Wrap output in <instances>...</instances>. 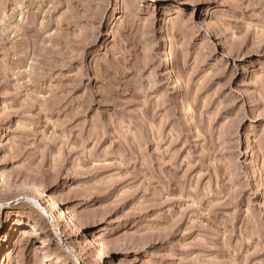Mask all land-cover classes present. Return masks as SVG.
<instances>
[{"label": "rangeland", "instance_id": "1", "mask_svg": "<svg viewBox=\"0 0 264 264\" xmlns=\"http://www.w3.org/2000/svg\"><path fill=\"white\" fill-rule=\"evenodd\" d=\"M0 203V264H264V0H0Z\"/></svg>", "mask_w": 264, "mask_h": 264}, {"label": "bare ground", "instance_id": "2", "mask_svg": "<svg viewBox=\"0 0 264 264\" xmlns=\"http://www.w3.org/2000/svg\"><path fill=\"white\" fill-rule=\"evenodd\" d=\"M168 55V54H167ZM165 62L166 63H169L170 64V62H171V59H170V54L166 57V60H165ZM178 80V79H177ZM177 85V84H176ZM181 100H182V105H183V109L185 110H188L189 108H191L190 106H189V104H188V102L182 97L181 98ZM2 174V173H1ZM2 177H5V176H3V174H2ZM5 178H7V177H5ZM5 180H7V179H5ZM26 182V181H25ZM24 182V184H23V182H21L25 187V189L27 188V190H31V191H34V193L36 192V194H38V195H41V196H43L44 197V192L42 191L43 189H40L37 185H35V184H33L32 182L31 183H28V182H26L25 183ZM21 187H23V186H21ZM45 196H46V194H45ZM46 199V198H45ZM50 200H52V203L54 204V205H57L58 204V200L56 201L53 197H51V199ZM49 200V201H50ZM51 202V201H50ZM0 205H1V203H0ZM55 207V206H54ZM60 208V207H59ZM60 212V211H59ZM62 212V211H61ZM63 213V212H62ZM65 214V213H64ZM72 216V215H71ZM65 217V216H64ZM70 217V216H69ZM68 217V218H69ZM73 217H75V216H73ZM72 217V219L70 220V219H68V218H66L67 219V223H70V225H72L71 227H72V230L70 231V234H74V232L77 234L78 232H80V228H79V226H78V223H77V219H75V218H73ZM61 219V218H60ZM62 220V219H61ZM71 221H73V224L71 223ZM66 222V221H65ZM57 223V222H56ZM61 224H63L62 223V221H58V223H57V225L58 226H61ZM34 230H35V232L33 233V234H37L38 232H39V227L37 226V225H34ZM31 234V233H30ZM96 242H98L99 243V246L98 247H100V248H98V251H97V257H103L104 256V253H105V251H104V249H105V247H104V242L103 241H101V240H99L98 238L96 239ZM6 244H7V242L3 245V246H1V249H0V253H1V251H2V249H5V246H6ZM0 256H1V254H0Z\"/></svg>", "mask_w": 264, "mask_h": 264}]
</instances>
